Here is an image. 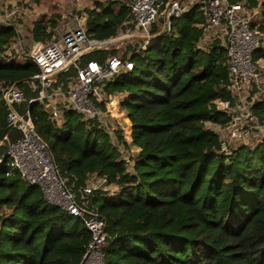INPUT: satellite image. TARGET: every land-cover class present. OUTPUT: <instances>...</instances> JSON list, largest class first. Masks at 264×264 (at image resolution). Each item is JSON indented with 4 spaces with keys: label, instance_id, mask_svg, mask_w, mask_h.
Listing matches in <instances>:
<instances>
[{
    "label": "trees",
    "instance_id": "16d2710c",
    "mask_svg": "<svg viewBox=\"0 0 264 264\" xmlns=\"http://www.w3.org/2000/svg\"><path fill=\"white\" fill-rule=\"evenodd\" d=\"M91 1L94 8L84 26L90 38L106 40L134 27L132 0ZM229 2L244 4L249 13L260 7L259 0ZM56 24L45 17L34 21L33 43L57 40ZM207 24L205 9H191L149 48L126 47L121 57L129 58L134 69L104 83L102 94L120 96L130 123L137 149L131 171L130 161L111 142L114 128L107 133L96 118L67 112L59 129L42 103L30 105L35 131L67 188L80 206L107 223L104 264H264V140L236 147L241 141L229 145L208 127L229 128L231 116L219 102H233V94L223 42L213 36L200 46L209 36ZM252 29L264 34V23L252 21ZM161 31L156 24L154 33ZM17 40L18 31L0 23V142L10 132L1 88L17 83L30 99L29 83L39 72L21 53H7ZM118 54L94 51L82 64L104 65ZM254 59H264V49ZM76 73L61 75L58 85L67 87ZM252 111L264 123V100ZM18 136L11 133L12 140ZM92 177L116 191L85 192ZM90 240L82 220L47 203L37 186L6 163L0 165V264H81Z\"/></svg>",
    "mask_w": 264,
    "mask_h": 264
},
{
    "label": "built area",
    "instance_id": "2783aa9c",
    "mask_svg": "<svg viewBox=\"0 0 264 264\" xmlns=\"http://www.w3.org/2000/svg\"><path fill=\"white\" fill-rule=\"evenodd\" d=\"M1 5L0 23L14 27L19 33L16 23L18 10L9 6L2 8ZM129 7L134 27H127L110 39H92L84 27H77L65 30L57 40L35 42L28 49L20 42L19 52L39 68L29 83L34 96L27 99L17 83L1 88L8 108L10 132L0 142V149L4 147L0 153V165L6 163L27 184L37 186L47 203L83 221L91 234V240L81 264L105 263L107 223L98 213L80 206L67 188L52 153L35 131L30 105L42 103L57 126L65 123L67 112H77L87 119H97L100 116L98 103L110 106L116 101V95L109 99L102 97L104 83L121 73L132 71L134 63L118 55L109 58L104 65L95 60L82 64L87 54L93 50L121 51L129 46H138L136 52L147 49L159 39L165 26H168L166 33L170 32L173 22L191 9L201 7L207 13V32L218 30L227 40L225 48L230 74L228 89L233 94V102H219L220 108L231 116L227 142L230 145L235 141L252 138V128L257 131V140L253 145L264 140V123L252 111L253 94L262 89L261 72L254 56L260 49L263 34L252 29L251 16L244 4H232L229 0H132ZM156 24L162 27L160 33H154ZM71 69L76 70V77L71 78L67 87L58 85L59 77ZM13 132L19 133L14 140L11 138ZM96 188L89 186L85 192L90 193Z\"/></svg>",
    "mask_w": 264,
    "mask_h": 264
},
{
    "label": "rangeland",
    "instance_id": "374dc122",
    "mask_svg": "<svg viewBox=\"0 0 264 264\" xmlns=\"http://www.w3.org/2000/svg\"><path fill=\"white\" fill-rule=\"evenodd\" d=\"M260 7L253 10L250 14L251 20L258 22L259 24L264 23V18L262 13L264 10V0H259ZM2 4V5H1ZM0 5L4 7H16L18 10V15L16 23L19 28V40L12 43L11 46L7 49V52L12 55V57H20L19 45L20 42L24 44L25 48L28 49L33 44V39L30 36V31L33 28V23L36 20H39L42 17L46 19H54L57 23L54 30V37L59 39L63 32L67 29H73L77 27H84L88 10L94 8V3L91 0H47V3L44 5L37 4L33 0H4ZM215 37V39L221 40L225 47L226 39L223 33L221 34L218 30L209 33L203 42L201 47L205 46L210 40V37ZM264 48V34L261 41L260 49ZM124 50L119 51V56L123 54ZM256 54V53H255ZM258 66L260 68L261 75V91H255L252 98V103L257 101L264 100V59L257 60ZM116 95V101L110 105H103L100 107V116L96 119V124L99 128L104 129L107 133L111 132L114 128L115 132L110 133L111 142L114 146L122 153V158L130 161L128 163L127 169L131 171V159L137 153V149L132 146L131 142V129L130 123L126 118L125 111L121 107V99L118 94ZM103 98H107L105 95ZM87 120V118H84ZM94 125V124H93ZM208 127L220 133L221 139L226 141L228 139L229 129L220 130L218 126L213 124H208ZM59 129L62 126H58ZM65 131V130H64ZM252 133V138L245 139L241 142H232L235 146L243 143L245 145H253L257 140V131L255 128L250 129ZM120 136V138H119ZM236 146V147H237ZM91 186H96L98 188H103L104 190L114 193L116 188L114 185H107L103 179L92 177L90 181Z\"/></svg>",
    "mask_w": 264,
    "mask_h": 264
},
{
    "label": "water",
    "instance_id": "95a60500",
    "mask_svg": "<svg viewBox=\"0 0 264 264\" xmlns=\"http://www.w3.org/2000/svg\"><path fill=\"white\" fill-rule=\"evenodd\" d=\"M167 31H168V26H165L164 29H163V31L159 34L158 38L159 39L162 38V36L165 35ZM94 51L95 50H93V52Z\"/></svg>",
    "mask_w": 264,
    "mask_h": 264
},
{
    "label": "crops",
    "instance_id": "0c3cea01",
    "mask_svg": "<svg viewBox=\"0 0 264 264\" xmlns=\"http://www.w3.org/2000/svg\"><path fill=\"white\" fill-rule=\"evenodd\" d=\"M262 49V48H261ZM264 49V48H263Z\"/></svg>",
    "mask_w": 264,
    "mask_h": 264
}]
</instances>
